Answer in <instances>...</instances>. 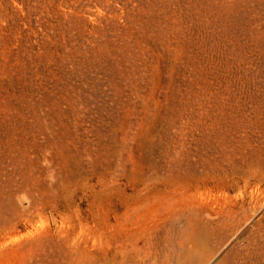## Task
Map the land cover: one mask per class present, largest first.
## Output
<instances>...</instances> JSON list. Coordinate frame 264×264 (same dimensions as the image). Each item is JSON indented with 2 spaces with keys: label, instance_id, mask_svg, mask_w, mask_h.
I'll return each mask as SVG.
<instances>
[{
  "label": "rangeland",
  "instance_id": "1",
  "mask_svg": "<svg viewBox=\"0 0 264 264\" xmlns=\"http://www.w3.org/2000/svg\"><path fill=\"white\" fill-rule=\"evenodd\" d=\"M141 258L264 264V0H0V264Z\"/></svg>",
  "mask_w": 264,
  "mask_h": 264
},
{
  "label": "bare ground",
  "instance_id": "2",
  "mask_svg": "<svg viewBox=\"0 0 264 264\" xmlns=\"http://www.w3.org/2000/svg\"><path fill=\"white\" fill-rule=\"evenodd\" d=\"M126 258V257H125ZM124 258V259H125ZM129 258V257H128ZM126 260V259H125ZM129 260V259H128ZM160 260H163V259H160ZM135 261V260H134ZM137 261V260H136ZM159 261V260H158ZM164 261V260H163ZM127 262H129V261H127ZM131 263L133 262V261H130ZM160 263H161V261H159ZM165 262V261H164ZM169 262V261H168ZM170 262H171V260H170ZM122 263V262H121ZM137 264H156L155 263V261L153 260V261H149V260H147V259H145V258H141V262H136ZM135 263V264H136ZM119 264H120V262H119ZM167 264V263H166Z\"/></svg>",
  "mask_w": 264,
  "mask_h": 264
}]
</instances>
